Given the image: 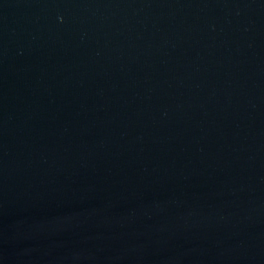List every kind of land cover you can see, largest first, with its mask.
Listing matches in <instances>:
<instances>
[{
  "label": "water",
  "instance_id": "water-1",
  "mask_svg": "<svg viewBox=\"0 0 264 264\" xmlns=\"http://www.w3.org/2000/svg\"><path fill=\"white\" fill-rule=\"evenodd\" d=\"M0 264H264V0H0Z\"/></svg>",
  "mask_w": 264,
  "mask_h": 264
}]
</instances>
